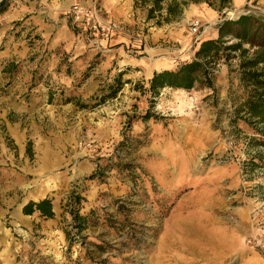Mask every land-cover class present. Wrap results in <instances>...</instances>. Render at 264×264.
Returning a JSON list of instances; mask_svg holds the SVG:
<instances>
[{"label": "rangeland", "instance_id": "obj_1", "mask_svg": "<svg viewBox=\"0 0 264 264\" xmlns=\"http://www.w3.org/2000/svg\"><path fill=\"white\" fill-rule=\"evenodd\" d=\"M71 1L8 0L0 13V125L20 128L5 130L8 149L0 156L8 185L20 171L27 186L0 190V264H264V124L247 122L240 110L238 58L214 66V89H149L154 70L193 58L202 40L217 37L222 20L264 18V0H229L220 10L190 2L160 24L163 7L148 19L150 1L133 0L131 20L125 25L112 16L121 28L108 41L98 39L78 77L52 83L40 65L51 59L44 46L51 39L34 9L66 18ZM118 35L130 62L121 67L128 68L120 89L97 101L120 68L111 66L93 88L76 93L100 62V48L114 46ZM35 46L39 51L27 49ZM57 55L70 71V54ZM43 145L51 162L39 157ZM72 191L82 197L78 213L88 215L81 227ZM44 193L61 208L50 217L64 232L59 242L39 232V222L50 218L23 212ZM27 220L39 222L29 228L22 225Z\"/></svg>", "mask_w": 264, "mask_h": 264}, {"label": "trees", "instance_id": "obj_2", "mask_svg": "<svg viewBox=\"0 0 264 264\" xmlns=\"http://www.w3.org/2000/svg\"><path fill=\"white\" fill-rule=\"evenodd\" d=\"M150 1L147 18L154 17L153 13L161 7L165 14L157 18L156 23L161 20L169 21L178 17L182 6L190 2L205 1L209 6L217 3L218 9H222L229 0H141ZM165 2L162 6V2ZM8 0H0V13L8 6ZM247 45V47L245 46ZM238 58L239 83L245 87L244 98L241 109L246 115L247 122H258L264 124V18L252 14H241L234 19H224L218 24V35L213 38H205L200 42L193 58L178 64L176 67H166L155 70L149 79V89L158 93L160 88L171 87L175 89L190 90L194 86H207L214 89L213 68L220 61H228ZM128 67L118 68L113 76L112 84L101 90L97 101L114 96L120 89L123 79L122 75ZM129 78L125 80L128 82ZM259 132L264 130L259 129ZM71 204L76 210L73 219L77 227L88 222V215L79 214L82 197L79 193L72 191ZM23 212L31 214L38 212L43 218L54 215L52 200L45 196L38 200H29L23 206ZM70 240V237H68Z\"/></svg>", "mask_w": 264, "mask_h": 264}, {"label": "crops", "instance_id": "obj_3", "mask_svg": "<svg viewBox=\"0 0 264 264\" xmlns=\"http://www.w3.org/2000/svg\"><path fill=\"white\" fill-rule=\"evenodd\" d=\"M75 1H81L87 3L90 0H72L71 3ZM235 1L240 2L241 0H235ZM101 2L105 12H108L109 15L111 16L120 18L125 23V25L126 22H129L131 20L130 14L132 13L133 0H101ZM204 10L206 14L212 15L214 13L210 8L208 9L205 8ZM58 13H59L58 10L56 11L48 10L47 8L34 9L33 18L39 23V25H41L42 31L45 34H47L51 39L49 43L44 45L45 47H48L50 51L51 59L44 61L43 63L41 62L40 65L43 69H45L46 73L50 75V81L52 83L63 82L66 85H69L74 81L75 78L78 77L80 70H83V68L86 67L87 63L96 55V47L97 45L100 46V43L98 42V39L96 37L81 32L84 30L74 29L71 26H69V24L66 21V18H59ZM56 19H58V21ZM75 30L78 32L80 31V34L76 33ZM114 41H115L114 46L107 48H100L101 51L100 62L96 65V67H93L94 69L90 72L89 78L83 81L81 89L80 90L74 89L76 93L77 91H81L82 89L89 90L93 88L94 83H97L99 81V79L97 80L96 76L97 75L102 76V74L99 75L101 71H104L105 69L107 70L111 66L121 68L123 66L129 65L128 63L130 62L126 60V54H124L123 52L124 45L122 43L124 41V37L122 35H118L115 37ZM22 49H17L16 51H20V53L21 52L25 53L26 51L25 48ZM27 49L30 51H39L38 46L29 47ZM59 50L69 53L71 56V60L73 61V63L71 66V70L68 72L67 70H65L64 65L62 66L59 64V56L57 55V52ZM12 53L13 51L11 50L7 51V54H12ZM36 65L37 62H35V66ZM160 69H156V70H160ZM82 91L81 94L84 93ZM16 103L19 104L18 102ZM20 110L21 107H18L17 111ZM31 126L35 127V124L33 125L31 124ZM8 129L14 131V133L17 134L18 131H20V128L18 126H12L7 121L5 122L4 125L3 124L0 125V152L4 149L6 150L8 149L5 143V135H6L5 130ZM37 138L38 139L41 138L43 140V137H41L40 135L37 136ZM43 149L45 150L46 154H41L39 155V157L43 159L42 160L43 162H51L52 160L49 157L50 156L49 152L51 151L50 146L43 145ZM8 158L10 159V161L13 159L16 162V157L14 156L13 153H10V157ZM22 158H24V156ZM4 162H6L4 156H0V190H25L27 186L23 182L22 173L20 174V171L17 172L16 171L17 169L15 168H11V169L16 171L17 174H15L13 177L9 176L11 182L10 185H8L7 183L8 173L6 171L7 168L4 166ZM37 190H47V188L43 186V188ZM45 194L47 193L41 194L39 195V197L41 198ZM52 207L55 215H58L61 210L59 203L53 201ZM25 222L26 224L25 223L22 224L23 226L32 228L36 226L35 223H38L39 221L27 220ZM38 227H39V232L42 234H48L51 240L57 239V241L59 242L64 237V232L62 229L59 228L58 220L56 219L50 218V219L42 220L39 222ZM48 235H46V238Z\"/></svg>", "mask_w": 264, "mask_h": 264}, {"label": "built area", "instance_id": "obj_4", "mask_svg": "<svg viewBox=\"0 0 264 264\" xmlns=\"http://www.w3.org/2000/svg\"><path fill=\"white\" fill-rule=\"evenodd\" d=\"M64 15L74 29L84 30L91 36L105 41L121 28L120 22L106 14L98 0H91L89 3L75 1L65 10ZM197 25L198 22H193V29H196Z\"/></svg>", "mask_w": 264, "mask_h": 264}]
</instances>
